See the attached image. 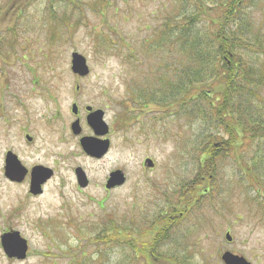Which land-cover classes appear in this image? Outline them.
I'll return each instance as SVG.
<instances>
[{
    "label": "rangeland",
    "instance_id": "374dc122",
    "mask_svg": "<svg viewBox=\"0 0 264 264\" xmlns=\"http://www.w3.org/2000/svg\"><path fill=\"white\" fill-rule=\"evenodd\" d=\"M204 1L210 5L217 0ZM190 2L0 0V9L24 6L0 18V84L8 82L31 95L32 118L57 110L72 118L74 103L81 108L91 104L104 110L115 129L102 158H90L79 149L77 161L90 185L77 192L69 187L63 211L57 212L59 202H45L43 227L30 232V258L9 263L0 251V264H146V253L134 252L143 245L159 258L157 264H177L171 256L182 264H224L225 251L264 264V218L253 202L264 201V84L244 94L236 113L246 132L233 143L211 117L204 125L201 117L181 114L177 120L173 112L144 105V95L156 100L161 88L154 73L161 60L148 54L145 41L164 24L167 10L193 14L197 6ZM240 17L264 36V0L249 2ZM73 52L86 58L87 77L73 74ZM243 53L249 64L264 70V54ZM170 79L175 84L173 73ZM158 94L168 100L164 92ZM207 149L211 165L200 170ZM146 158L153 160L152 169L144 165ZM118 169L126 182L106 189L109 174ZM187 199L192 206L174 214ZM48 201L56 199L49 196ZM109 216L129 227L131 235L99 247L93 239ZM161 223H166L168 238L152 244L155 226Z\"/></svg>",
    "mask_w": 264,
    "mask_h": 264
},
{
    "label": "trees",
    "instance_id": "16d2710c",
    "mask_svg": "<svg viewBox=\"0 0 264 264\" xmlns=\"http://www.w3.org/2000/svg\"><path fill=\"white\" fill-rule=\"evenodd\" d=\"M254 1L217 0L208 5L204 0H191L197 6L193 14L167 10L164 24L154 28L151 41H145L146 50L151 51H147L148 54L161 60L156 64L154 72L161 88L156 90V100L153 95H144V105L155 104L161 111L173 112L171 115L177 120L181 119V114L201 117V124L204 125L206 119L211 117L225 130L232 143L240 138L246 128L244 122L237 118L239 113L236 110L242 104L245 93L251 94V91L260 89L264 84V70H258L252 62L249 64L243 53V49H248L264 54V36L254 33L251 24L241 17L239 21L240 13L249 2ZM16 4L18 3L12 4L14 6L11 5L8 10L1 8L0 18L10 12L11 8L19 11L24 8ZM202 25L205 27L204 31ZM52 35L56 37L55 34ZM172 73L176 77L175 84L170 79ZM159 92H164L168 100L159 97ZM223 137L220 138L224 140ZM210 154L212 153L207 149L200 160V170L211 165ZM179 206L174 209V214L184 211L186 207L190 208L192 200H181ZM115 221L114 217L109 216L103 223V229L93 239L96 244L100 243L99 247L101 243H110L116 238L119 241L120 237L127 238L131 235L129 227L118 225ZM165 224L161 223L153 229L152 244H159L168 238ZM139 251L142 255L143 252L146 253L143 255L146 264H150L149 260L153 264L158 263L159 258L149 252L147 245H143L142 249H134L136 255H139ZM170 258L177 260V264H182L178 258Z\"/></svg>",
    "mask_w": 264,
    "mask_h": 264
},
{
    "label": "flooded vegetation",
    "instance_id": "af4514ba",
    "mask_svg": "<svg viewBox=\"0 0 264 264\" xmlns=\"http://www.w3.org/2000/svg\"><path fill=\"white\" fill-rule=\"evenodd\" d=\"M80 90L81 87L76 86V91ZM30 99L25 89L16 90L8 82L0 84V251L9 263L25 262L32 255L30 232L42 229L40 219L44 214L41 208L45 202L50 206L59 202L57 212H60L67 208L69 187L79 191V149L91 158L84 151L81 139L95 136L88 117L98 108L91 104L83 108L77 104L78 113L72 112V118H64L58 110L32 118ZM104 120L107 123V119ZM76 122H79L80 131L74 127ZM107 125L108 134L100 138L109 139L111 147L115 129L110 123ZM49 196H54L56 201H48ZM253 202L255 212L264 218V201ZM36 213L33 222L32 216ZM6 238L11 239L13 248L26 245L24 258L6 254L3 244ZM226 240L228 244L233 242V238Z\"/></svg>",
    "mask_w": 264,
    "mask_h": 264
},
{
    "label": "water",
    "instance_id": "95a60500",
    "mask_svg": "<svg viewBox=\"0 0 264 264\" xmlns=\"http://www.w3.org/2000/svg\"><path fill=\"white\" fill-rule=\"evenodd\" d=\"M71 70L74 74H77L81 77L87 76L90 73V68L87 63L86 58L79 54L78 52H73L71 56ZM93 108L91 107V110ZM72 112L74 114L78 113V106L77 104L72 105ZM105 112L102 109H96L91 111V114L88 117V122L91 125V128L94 131L95 136L84 137L81 139V145L84 151L91 155L94 158H102L105 156L109 149H110V140L109 139H101V136H105L108 134L109 127L104 120ZM74 127H77V131H80L79 122L74 124ZM145 165L148 168L154 167V162L152 159L147 158L145 160ZM78 176L81 188H86L89 185V179L85 171L80 167L78 169ZM126 182V175L120 169L112 171L109 175V178L105 184V188L110 190L119 186L124 185ZM226 238L231 241L232 237L230 233L226 234ZM3 244L5 247V252L9 257H13L14 255L18 256L19 258H24L26 255L27 247L22 246L19 248H13V243L11 239H3ZM221 259L224 264H252L249 260H247L244 256L235 254L230 251H225Z\"/></svg>",
    "mask_w": 264,
    "mask_h": 264
}]
</instances>
